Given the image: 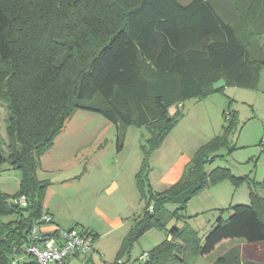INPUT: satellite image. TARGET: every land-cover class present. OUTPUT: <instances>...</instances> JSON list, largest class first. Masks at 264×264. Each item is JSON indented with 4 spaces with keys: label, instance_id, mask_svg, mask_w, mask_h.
I'll return each instance as SVG.
<instances>
[{
    "label": "trees",
    "instance_id": "1",
    "mask_svg": "<svg viewBox=\"0 0 264 264\" xmlns=\"http://www.w3.org/2000/svg\"><path fill=\"white\" fill-rule=\"evenodd\" d=\"M247 9L236 15L242 22L233 23L210 0H0V104L8 137H0V171L8 162L21 172L15 194L0 191V264H10L44 212L46 183L35 170L73 110L100 113L116 126H146L157 141L174 123L172 104L221 90L214 88L219 79L255 81L264 64V44L257 39L264 33V0H251ZM228 112L230 123L219 139L235 128V114ZM194 171L193 185L181 182L159 204L183 208L208 183L229 176L224 168L206 174L200 162ZM236 179L247 183L250 203L230 206L201 246L172 228L171 240L177 237L184 246L163 242L138 264L185 263L227 239L244 244L211 264H264L251 252L264 245V196L249 176ZM22 195L26 206L10 201ZM159 221L149 216L136 224L124 245Z\"/></svg>",
    "mask_w": 264,
    "mask_h": 264
},
{
    "label": "rangeland",
    "instance_id": "2",
    "mask_svg": "<svg viewBox=\"0 0 264 264\" xmlns=\"http://www.w3.org/2000/svg\"><path fill=\"white\" fill-rule=\"evenodd\" d=\"M228 111L235 114V128L219 139L230 123ZM168 114L175 117L174 123L156 141L154 130L146 126H116L100 113L75 109L40 156L35 175L46 183L41 199L44 212L54 213L63 228L90 226L98 231L93 261L81 259L78 264H138L141 254L171 240L172 228L178 229L180 238L190 237L195 247L201 246L216 219L229 216L230 206L250 203L247 183L236 178L251 173L256 192L264 196V160L257 146L264 134V64L252 84H226L219 91L172 104ZM5 118L0 104L4 141ZM197 162L206 174L224 168L229 176L208 183L183 208L169 201L159 204L181 182L189 180L193 185ZM7 166L8 162L3 167ZM20 175L11 166L1 171L0 191L15 194ZM149 216L160 219V224L124 245L136 224ZM53 228L42 226L44 231ZM176 238L171 241L183 245ZM243 244L242 239H227L208 255H191L180 264H211L229 248ZM251 252L254 260L261 256L264 261L263 244L254 245Z\"/></svg>",
    "mask_w": 264,
    "mask_h": 264
},
{
    "label": "built area",
    "instance_id": "3",
    "mask_svg": "<svg viewBox=\"0 0 264 264\" xmlns=\"http://www.w3.org/2000/svg\"><path fill=\"white\" fill-rule=\"evenodd\" d=\"M226 112V118H229ZM259 153L264 160V135L259 140ZM12 203L26 206L25 197L19 196L10 199ZM45 224L53 225L52 217L48 212H43L28 232L29 241L15 247L10 264H22L32 257L36 264H69V259L75 256L88 257L94 252V235L84 229H61L54 226L53 229L43 231ZM100 257L103 255L99 253ZM147 253L140 256L145 260Z\"/></svg>",
    "mask_w": 264,
    "mask_h": 264
},
{
    "label": "crops",
    "instance_id": "4",
    "mask_svg": "<svg viewBox=\"0 0 264 264\" xmlns=\"http://www.w3.org/2000/svg\"><path fill=\"white\" fill-rule=\"evenodd\" d=\"M180 2H182V3H188L189 1H191V0H179ZM211 2H212V5L214 6V8L216 9V11L219 13V14H221L222 16H228L229 17V20H232V22L233 23H241L242 22V19H238L237 17H236V15H238L239 13H241V14H245L247 11L248 12H250L251 10H248L247 9V7L248 6H250L251 7V0H210ZM251 9V8H250ZM262 27V26H261ZM241 31H242V33H246V31H245V29H244V27L243 28H241ZM262 38H264V33H262V34H260V35H258V37H257V39H259L260 41L262 40ZM264 135V134H263ZM258 144H259V142H258ZM258 144H257V146H258ZM258 148H259V146H258ZM4 166V165H3ZM10 168V166H7V167H2V170L1 171H4V170H6V169H9ZM0 171V172H1ZM250 178H252V179H254V176L253 175H251V173L248 175ZM5 193V192H4ZM248 197H249V195H248ZM46 212H48L50 215H51V217H52V221H53V226H57V227H59V228H61V229H67V228H63V227H61L60 225H59V223H57L55 220V214L54 213H52V212H50V211H46ZM42 228V227H41ZM94 228V227H93ZM92 227H90V226H87V227H83V229L84 230H86V231H88V232H91L93 235H94V237H97V235H98V231L94 228L93 229ZM69 229V228H68ZM44 231V230H43ZM169 238V237H168ZM224 241V240H223ZM223 241H221V242H223ZM220 242V243H221ZM219 243V244H220ZM218 244V245H219ZM218 245H216V247L218 246ZM95 247H96V249L98 248V246L97 245H95ZM215 247V248H216ZM93 248H94V246H93ZM214 248V249H215ZM94 252H95V248H94ZM94 252L90 255V256H88V257H85V258H83V257H80V256H75V257H72V258H70L69 259V264H78L79 263V261L81 260V259H84V260H86L88 263L89 262H92L93 261V257H94ZM208 255V254H207ZM202 256H204V255H202Z\"/></svg>",
    "mask_w": 264,
    "mask_h": 264
},
{
    "label": "water",
    "instance_id": "5",
    "mask_svg": "<svg viewBox=\"0 0 264 264\" xmlns=\"http://www.w3.org/2000/svg\"><path fill=\"white\" fill-rule=\"evenodd\" d=\"M226 85V82L223 79H219L214 83V88H220Z\"/></svg>",
    "mask_w": 264,
    "mask_h": 264
}]
</instances>
